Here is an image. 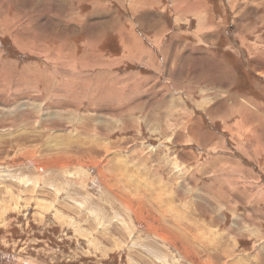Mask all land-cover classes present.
Instances as JSON below:
<instances>
[{
	"label": "rangeland",
	"instance_id": "obj_1",
	"mask_svg": "<svg viewBox=\"0 0 264 264\" xmlns=\"http://www.w3.org/2000/svg\"><path fill=\"white\" fill-rule=\"evenodd\" d=\"M0 264H264V0H0Z\"/></svg>",
	"mask_w": 264,
	"mask_h": 264
},
{
	"label": "bare ground",
	"instance_id": "obj_2",
	"mask_svg": "<svg viewBox=\"0 0 264 264\" xmlns=\"http://www.w3.org/2000/svg\"><path fill=\"white\" fill-rule=\"evenodd\" d=\"M10 109V108H9ZM185 234V233H184ZM184 240V239H183ZM188 241V240H187ZM193 248V247H192ZM193 250V249H192Z\"/></svg>",
	"mask_w": 264,
	"mask_h": 264
}]
</instances>
